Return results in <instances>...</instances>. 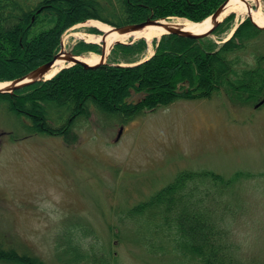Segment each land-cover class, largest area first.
<instances>
[{"label": "trees", "instance_id": "obj_1", "mask_svg": "<svg viewBox=\"0 0 264 264\" xmlns=\"http://www.w3.org/2000/svg\"><path fill=\"white\" fill-rule=\"evenodd\" d=\"M225 1L0 0V81L21 77L52 60L64 32L90 18L114 26L149 17L181 16L202 21ZM234 16H227L214 33L220 35L229 29ZM93 31L100 29L93 27ZM153 43L155 53L142 62L122 64L117 56L142 54L148 48L145 38L116 44L109 61L98 67L77 63L49 79L13 93H0V108L14 114L25 129L24 133L10 132V138L59 136L72 145L79 140L80 122L89 120L93 111L105 123L124 124L180 99L209 98L224 92L234 102L250 105L264 96V28L249 16L221 42L211 36L165 33ZM73 51L102 52L97 43L85 40H80ZM133 91L144 96L130 101ZM263 176L242 168L229 174L205 168L183 169L130 209L129 214L138 217L139 230L147 231L131 237L132 241L148 247L150 253L172 255L181 264H264L262 258L247 257L242 252L238 232L246 212L245 185L258 183ZM81 238L90 237L73 234L63 242L64 251L75 254L70 257L72 262L96 264L100 260L104 264L107 258L114 264L110 258L114 252H103L104 257L90 242L84 250ZM0 261L46 264L33 252L4 249L1 243Z\"/></svg>", "mask_w": 264, "mask_h": 264}, {"label": "rangeland", "instance_id": "obj_2", "mask_svg": "<svg viewBox=\"0 0 264 264\" xmlns=\"http://www.w3.org/2000/svg\"><path fill=\"white\" fill-rule=\"evenodd\" d=\"M250 4L264 11V0ZM232 13V26L209 36L219 42L229 38L247 16L230 12L224 19ZM178 18L189 19H168ZM93 20L100 19L90 18L68 28L60 49L74 52L80 40L97 43L101 49L102 43L89 39L91 34L104 33ZM147 42L142 54L124 58L119 53L118 59L122 64L147 59L155 52L153 39ZM92 53L101 54L85 51L78 55ZM143 96V92L133 91L129 100L136 102ZM18 122L14 114L0 108V243L4 249L33 252L46 264H88L72 262L70 257L75 254L64 251L63 242L73 234L90 237L80 239L84 250L90 242L101 254L114 252L109 255L114 264H181L172 255L150 253L148 247L132 241L131 237L147 231L139 230L138 217L134 219L130 209L183 169L229 174L242 168L264 173V96L250 105L234 102L224 92L209 98L180 99L124 124L105 123L93 111L89 120L80 122L79 140L72 145L59 136L13 141L10 132H25ZM261 181L264 183V176ZM261 181L245 185L246 212L238 232L242 252L264 260ZM106 259L104 264H109ZM96 264L103 262L96 260Z\"/></svg>", "mask_w": 264, "mask_h": 264}, {"label": "bare ground", "instance_id": "obj_3", "mask_svg": "<svg viewBox=\"0 0 264 264\" xmlns=\"http://www.w3.org/2000/svg\"><path fill=\"white\" fill-rule=\"evenodd\" d=\"M250 1L255 0H230L222 17H225L230 12H236L238 15H246L249 16V14L252 16L253 20L259 24L264 25V11L261 10V8L255 9L251 6ZM251 6V8H250ZM246 16V17H247ZM97 26H99L101 29L107 32L106 36H103L101 34H91L89 35V39L93 41L100 42L104 45L105 53L106 55L109 53L112 45L120 40V41H126L129 38H146L147 40L151 41L152 39L156 37H160L162 34H164L167 29L164 24H148L144 28L136 29L128 33H121L118 30L114 29L110 24L102 22L100 20H93ZM165 23L169 24H181L183 27L189 31L192 32H203L207 30L212 22L211 18L207 17L203 21H193L185 18H178L175 20L166 19L164 20ZM80 59H83L84 61L88 62L89 64H95L100 61L101 54L98 53H92V55H80ZM68 62L65 60V58H59L53 68L47 73L46 77H52L55 75L62 67L66 66ZM9 85L8 81H0V89L7 88Z\"/></svg>", "mask_w": 264, "mask_h": 264}, {"label": "water", "instance_id": "obj_4", "mask_svg": "<svg viewBox=\"0 0 264 264\" xmlns=\"http://www.w3.org/2000/svg\"><path fill=\"white\" fill-rule=\"evenodd\" d=\"M229 1L230 0H226L223 4H221L217 8V10L215 12H213L209 16L211 18V22H212L211 26L207 30H205L203 32H199V33L189 31V30L185 29L183 27V25H181L179 23L178 24L165 23V21H164V20H166L165 18H163V19H155V18H152V17H149L146 20L141 21V22L128 23V24H125V25L112 26V27L114 29L118 30L121 33H128V32H131L133 30H136V29L144 28L148 24H164L166 29H167V31L165 33H175V34H179V35H183V36H187V37H197V38L206 37V36H209L212 33H214V31L217 29V27L220 25V23L224 20V17H222V16H223V13H224ZM250 8H251V6H250ZM249 17L252 19V21L256 25H258L259 27L264 28V25L257 24L253 20V18H252V16L250 14H249ZM243 20L244 19H242V21ZM106 35H107V32L104 31L103 36H106ZM118 43H129V42L120 41V40L116 41L112 45V47H111V49H110V51H109V53L107 55L105 53L104 45L102 44L101 59H100L99 62H97L95 64H89L88 62L84 61L83 59H80L79 58L80 55H77V54H75L72 51H67V50H65L62 47L60 49V51H58L55 54V56L53 57L52 60H50V61L38 66L37 68L33 69L32 71H30L29 73H27V74H25V75H23L21 77H18V78L13 79V80H9L8 81L9 82L8 87L0 89V93H7V92L13 93V92H15L16 89L25 87L27 85L33 84V83L38 82V81H42V80L48 79V77H46L47 73H49V71L53 68V66L55 65L56 61L59 58H65V60L68 62V65L65 66V67H69V66H72V65L77 64V63H80V64H82L83 66H85L87 68L98 67L101 64L107 63V59H108V56H109L110 52L112 51L113 47L116 44H118ZM65 67H62L61 69L65 68ZM49 78H51V77H49ZM121 132H122V129L120 130L117 138L120 137Z\"/></svg>", "mask_w": 264, "mask_h": 264}]
</instances>
